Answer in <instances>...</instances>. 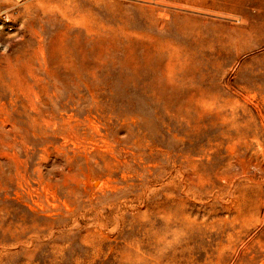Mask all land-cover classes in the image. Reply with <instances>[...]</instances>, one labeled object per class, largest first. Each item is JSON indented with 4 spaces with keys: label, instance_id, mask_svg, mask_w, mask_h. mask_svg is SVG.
I'll list each match as a JSON object with an SVG mask.
<instances>
[{
    "label": "rangeland",
    "instance_id": "rangeland-1",
    "mask_svg": "<svg viewBox=\"0 0 264 264\" xmlns=\"http://www.w3.org/2000/svg\"><path fill=\"white\" fill-rule=\"evenodd\" d=\"M0 264H264V0H0Z\"/></svg>",
    "mask_w": 264,
    "mask_h": 264
},
{
    "label": "built area",
    "instance_id": "built-area-1",
    "mask_svg": "<svg viewBox=\"0 0 264 264\" xmlns=\"http://www.w3.org/2000/svg\"><path fill=\"white\" fill-rule=\"evenodd\" d=\"M127 1H133V2L145 3V4H156L157 2V0H127Z\"/></svg>",
    "mask_w": 264,
    "mask_h": 264
}]
</instances>
